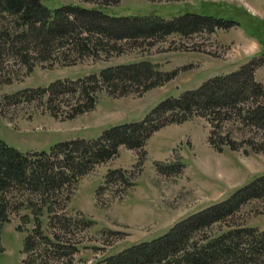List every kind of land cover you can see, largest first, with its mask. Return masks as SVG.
<instances>
[{
    "label": "rangeland",
    "instance_id": "rangeland-1",
    "mask_svg": "<svg viewBox=\"0 0 264 264\" xmlns=\"http://www.w3.org/2000/svg\"><path fill=\"white\" fill-rule=\"evenodd\" d=\"M41 1L115 15L170 17L192 11L233 22L109 44L98 35L89 40L90 51L52 43L40 53L41 47L35 49L29 41L16 43L14 17L0 12V138L21 152L48 151L59 141L96 139L110 127L142 120L164 99L244 66L252 81L262 84L254 99L264 102V0ZM129 62H148L155 70L174 73L146 88L124 85L123 92L101 83L93 106L72 116L77 91L46 90L54 81L72 86L69 81ZM247 107L242 105L241 113L195 112L159 125L140 148L120 144L115 155L81 175L67 200L65 193L54 192L51 211L39 192L7 187L0 192V204H5L0 264H94L225 199L264 173V125L249 124ZM232 226L263 230L264 197L246 201L208 234ZM250 264H264V256Z\"/></svg>",
    "mask_w": 264,
    "mask_h": 264
},
{
    "label": "trees",
    "instance_id": "trees-1",
    "mask_svg": "<svg viewBox=\"0 0 264 264\" xmlns=\"http://www.w3.org/2000/svg\"><path fill=\"white\" fill-rule=\"evenodd\" d=\"M0 12L14 17L18 27L16 43L29 44L26 43L29 41L33 48L41 47L40 53L48 50L52 43L78 52L90 51V41L98 35L97 39L103 44H109L111 40H136L171 32L189 34L202 26L233 22L192 11L170 17L156 13L115 15L101 8L80 5L48 6L41 0H0ZM172 73L155 70L148 62H129L105 67L98 75L69 81L72 86L54 81L46 90L65 93L66 89H75L78 102L72 106L69 114L72 116L93 106L101 83L108 84L112 92H123L126 85L146 88L156 84L159 77L168 79ZM260 88L262 84L253 82L248 67L244 66L228 76L209 78L197 88L164 99L142 120L110 127L96 139L59 141L48 151L21 152L0 138V192L12 185L17 190L39 192L43 196L41 201L51 211L54 192L65 193L63 200H67L81 175L115 155L120 144L140 148L148 135L165 122L181 121L195 112L209 115L231 109L241 113L242 105H247L244 116L249 124L263 126L264 102L254 99L257 94L254 91ZM261 197H264V173L256 175L225 199L177 220L162 234L124 247L94 264L257 263L264 256V229L232 226L211 235L208 231L246 201ZM4 211L5 204L1 203L0 215ZM26 242L28 248V237Z\"/></svg>",
    "mask_w": 264,
    "mask_h": 264
}]
</instances>
